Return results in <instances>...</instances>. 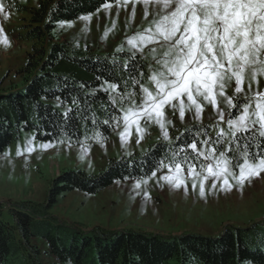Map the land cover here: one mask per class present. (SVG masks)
<instances>
[{
    "label": "trees",
    "instance_id": "1",
    "mask_svg": "<svg viewBox=\"0 0 264 264\" xmlns=\"http://www.w3.org/2000/svg\"><path fill=\"white\" fill-rule=\"evenodd\" d=\"M116 1L55 0L45 10L32 14L25 38L39 45L33 46L21 69L22 86L0 90V153L23 131H34L39 140L48 142L64 136L81 144L86 129L98 130L103 139L110 138L114 130L111 118L120 112L112 106L110 92L102 85L111 82L121 90L125 88L130 74L136 75L122 67L130 53L102 54L70 46L55 40L53 31L60 22L91 15ZM135 64L139 67L147 62L138 58ZM143 71L147 72V68ZM127 90L133 89L129 85ZM197 129L203 131L201 124L185 128L172 142L159 141L143 153L112 159L97 174L83 170L59 174L52 180L45 208L53 207L61 195L73 190L95 194L116 181L149 176L158 161L171 158L172 152ZM29 205L24 202L18 208H7L12 220L6 221L5 206L0 203V264H36L43 253L56 264H168L172 258L176 259L175 264H264V248H251L247 243L249 233L261 234L257 223L246 228L229 225L218 236H163L135 229L108 231L97 226L71 232L69 243L62 238L67 232L53 233L47 228L43 238L48 241V248L41 250L32 240L41 242L36 237L37 225L45 219Z\"/></svg>",
    "mask_w": 264,
    "mask_h": 264
},
{
    "label": "rangeland",
    "instance_id": "2",
    "mask_svg": "<svg viewBox=\"0 0 264 264\" xmlns=\"http://www.w3.org/2000/svg\"><path fill=\"white\" fill-rule=\"evenodd\" d=\"M54 1L3 0L6 6H10V11L7 18L0 14V27L10 46H5L0 36V90H14L22 86L24 75L21 69L33 46L39 45L25 38L27 25L35 11L45 10ZM107 5L109 7L104 5L97 12L85 16L88 19L81 17L60 22L53 31L55 40L102 54L130 53L127 38L149 26L154 8L148 6L149 16L145 19L143 0H128L127 3L117 0ZM121 47L123 50L117 51ZM144 56L149 63L147 49ZM107 83L111 82H105L103 89L107 88ZM259 88L264 91V77L260 80ZM228 91L231 94L233 90L229 88ZM110 95L112 99L119 92H110ZM168 115L169 119L175 121L174 125L168 126L171 140H165L160 128L152 124L147 127L140 143L136 142L134 128L131 137L122 141L120 133L123 125L116 128L115 121L110 138L103 139L98 130L86 129L81 144H74L64 136L54 142L41 141L34 131H23L0 153V203L5 206L3 219L12 220L7 208H18L28 202L30 209L35 208L36 215L45 219V222L37 225L36 237L42 243L32 240L41 250L48 248V241L43 238L47 228L53 233L57 230L67 232L68 235L62 238L69 243L71 232L89 231L97 226L108 231L135 229L163 236L183 233L218 236L229 225L246 228L253 223L258 224L261 234L249 233L247 243L251 248H264V173L252 178L250 183L246 182L242 191L236 187L228 192L220 191L219 187L212 190L208 183L204 198L199 196L198 188L192 190L191 180L185 193L183 188L173 189L149 175L141 179L116 181L95 194L73 190L61 195L53 207L45 208L52 180L59 174L73 170L97 174L105 170L112 159L143 153L159 141L172 142L185 128L193 124L209 125L216 119L210 106L206 107L202 120L194 119L191 113H187L183 120L178 115L173 116L170 111ZM210 132L215 135V131ZM28 147L33 150L28 152ZM18 151L22 155H18ZM165 171L161 170L158 175ZM142 180L148 182L141 183L137 189L136 183ZM39 259L36 264H56L44 253ZM175 263L176 259L172 258L168 264ZM243 264L254 263L245 261Z\"/></svg>",
    "mask_w": 264,
    "mask_h": 264
},
{
    "label": "snow or ice",
    "instance_id": "3",
    "mask_svg": "<svg viewBox=\"0 0 264 264\" xmlns=\"http://www.w3.org/2000/svg\"><path fill=\"white\" fill-rule=\"evenodd\" d=\"M143 3L145 19L148 6L154 8L151 23L127 38L131 51L122 65L136 75L130 74L123 90L117 83H107L105 89L119 92L111 102L122 115L111 119L116 128L123 125L121 140L130 138L134 128L140 143L152 124L160 128L165 140H171L168 126L175 121L169 119V111L181 120L187 113L202 120L210 106L214 122L201 125L203 131L197 129L171 158L158 161L150 176L185 193L191 180L192 190L198 188L201 198L208 183L212 190L219 187L228 192L236 187L242 191L246 182L264 173V91L259 88L264 77V0ZM9 11L10 6L0 0V14L7 18ZM0 36L10 46L2 27ZM145 49L150 62L138 67L135 61L146 58ZM129 85L132 91H127ZM161 170L166 171L158 175ZM147 182L139 181L135 187Z\"/></svg>",
    "mask_w": 264,
    "mask_h": 264
}]
</instances>
